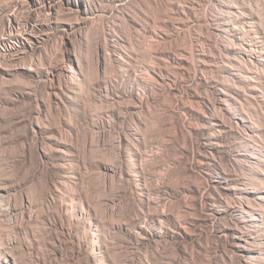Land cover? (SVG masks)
Instances as JSON below:
<instances>
[{
    "label": "rangeland",
    "instance_id": "1",
    "mask_svg": "<svg viewBox=\"0 0 264 264\" xmlns=\"http://www.w3.org/2000/svg\"><path fill=\"white\" fill-rule=\"evenodd\" d=\"M0 264H264V0H0Z\"/></svg>",
    "mask_w": 264,
    "mask_h": 264
}]
</instances>
